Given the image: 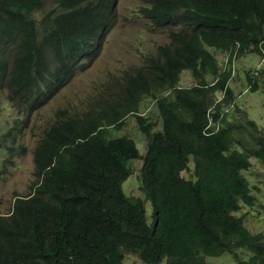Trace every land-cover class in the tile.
I'll list each match as a JSON object with an SVG mask.
<instances>
[{"label": "trees", "instance_id": "16d2710c", "mask_svg": "<svg viewBox=\"0 0 264 264\" xmlns=\"http://www.w3.org/2000/svg\"><path fill=\"white\" fill-rule=\"evenodd\" d=\"M45 2L0 0V92L19 113L0 128V148L9 151L22 147V115L29 124L32 111L98 55L113 27L115 0H55L37 16ZM138 14L168 29L169 41L119 83L115 97L105 88L106 95L86 98L81 112L55 110L32 150V191L14 197L10 215L0 214V264H122L126 253L146 264H212L207 257L224 253L235 264H264L263 232L236 215L255 204L257 186L244 171L251 158L264 163V134L234 108L227 119L231 70H220L208 50L228 51L227 64L261 53L264 0H140ZM3 54L12 57V70ZM183 70L198 83L180 87ZM247 83L257 90L249 74ZM148 99L157 121L137 114ZM128 114L147 137L144 149L111 135ZM134 160L141 161L143 197L123 189Z\"/></svg>", "mask_w": 264, "mask_h": 264}, {"label": "rangeland", "instance_id": "374dc122", "mask_svg": "<svg viewBox=\"0 0 264 264\" xmlns=\"http://www.w3.org/2000/svg\"><path fill=\"white\" fill-rule=\"evenodd\" d=\"M55 0H46L44 7L36 15L41 16L56 6ZM140 0H115L113 5V27L108 34L103 36L100 51L92 61H85L83 67L75 72L70 82L61 87L59 93L53 96L49 102L32 111L29 124L22 118L16 128V140L22 147L13 146L9 151L5 147L0 148V213H8L15 196H24L30 192L29 186L34 180L35 173L33 163V147L39 140L41 129L55 119V110L66 108L70 112H81L84 101L88 97L106 95L105 88L110 96L115 97L116 92L122 87L119 83L125 82L126 76L132 66H140L148 54L156 51L157 45L169 41L168 31L159 29L138 14ZM216 58L218 68H230L231 79L228 86L234 93V107L228 105L224 108L229 120H232L233 108L245 113L254 120L264 134V53L260 56L254 53H246L236 56L231 64H227L229 52L221 49H208ZM257 72V73H256ZM258 83L256 91L248 88L247 75ZM211 82L210 77H206ZM198 83L189 71H183L180 75V86H191ZM166 92L164 94H167ZM221 93L217 94L215 103L221 100ZM95 100V99H94ZM94 102V101H93ZM91 102V104L93 103ZM89 103V98L85 101ZM0 128L10 126L19 113L11 108L3 92H0ZM85 104V106H86ZM90 104V105H91ZM90 108V106H89ZM137 114L144 116L148 121H157L158 112L152 99L145 101L138 107ZM159 128V125L157 126ZM155 128V130L157 129ZM112 136L125 135L135 140L144 149L147 137L139 131L134 115L128 114L122 129L111 130ZM137 145L139 152L141 150ZM141 167L140 160L131 162L132 173L123 183L124 192L127 195L143 197L140 192V180L138 177ZM192 167V164H189ZM250 182L257 186L254 193L255 204L242 206L236 213L243 216L244 225L252 232L264 234V163L251 158L250 167L244 171ZM184 177L191 178L190 172H182ZM147 215L150 214V203L145 202ZM246 257V256H245ZM247 258V257H246ZM212 264H235L231 255L224 253L216 257H207ZM122 264H145L136 254L126 253ZM161 264H164L161 263Z\"/></svg>", "mask_w": 264, "mask_h": 264}, {"label": "clouds", "instance_id": "9594fccd", "mask_svg": "<svg viewBox=\"0 0 264 264\" xmlns=\"http://www.w3.org/2000/svg\"><path fill=\"white\" fill-rule=\"evenodd\" d=\"M159 29H161V28H159ZM164 29V28H163ZM167 31H168V29H166ZM169 33V32H168ZM169 37V36H168ZM166 43V42H165ZM164 44V43H163ZM32 60H31V63L29 64V68L30 67H32V64H33V60L36 58V54H35V52H34V48H33V50H32ZM264 53V50H262V52L261 53H254V54H257V55H261V54H263ZM6 58H7V69L8 70H12V67H13V63H12V57H10V56H8V55H6V54H3ZM233 61H234V58H233ZM144 64V63H143ZM142 64V65H143ZM141 66V65H140ZM136 67H139V66H132V68H131V71L128 73V74H130V73H134V68H136ZM226 69H229V68H226ZM183 71H188V70H183ZM182 71V72H183ZM181 72V73H182ZM190 72V71H189ZM181 73H180V75H181ZM232 73V72H231ZM257 73V72H256ZM190 74H191V72H190ZM8 75V74H7ZM180 75H179V79H180ZM192 75V74H191ZM232 75V74H231ZM179 83V82H178ZM179 85V84H178ZM180 86V85H179ZM191 86H193V85H191ZM180 87H186V86H180ZM187 87H190V86H187ZM248 88H250V84H248ZM148 100H150V99H148ZM153 101H154V99H152ZM8 102V101H7ZM8 104H9V106H10V103L8 102ZM0 106H2L1 104H0ZM11 107V106H10ZM1 108V107H0ZM12 108V107H11ZM14 109V108H13ZM16 110V109H15ZM15 119V118H14ZM33 156V155H32ZM141 162V161H140ZM192 168V167H191ZM33 176H34V180L32 181V183L30 184V186H29V189H30V192L32 191V187H33V183H34V181L36 180V177H35V175H34V173H33ZM29 192V193H30ZM14 199V198H13ZM13 202V201H12ZM10 211H11V209H10ZM8 212V213H0L2 216H6V215H10L12 212ZM140 259V258H139ZM144 263V262H143ZM163 263V262H162ZM146 264V263H145ZM164 264H165V262H164Z\"/></svg>", "mask_w": 264, "mask_h": 264}]
</instances>
